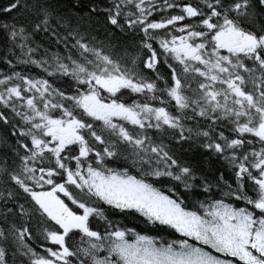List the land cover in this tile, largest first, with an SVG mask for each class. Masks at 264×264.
Masks as SVG:
<instances>
[{"label":"snow or ice","instance_id":"1","mask_svg":"<svg viewBox=\"0 0 264 264\" xmlns=\"http://www.w3.org/2000/svg\"><path fill=\"white\" fill-rule=\"evenodd\" d=\"M168 10L179 14L160 15ZM0 13H15L0 22L4 61L12 65L11 55L48 77L0 74V105L11 108L0 111V124L10 128L0 145L19 161L9 167L6 152L0 176L20 190L0 192L5 204H13L3 208L8 227L0 228V264H8L10 238L30 264H74L70 257L75 264H264V0H198L195 6L187 0H114L108 7L98 0H8ZM101 15L111 31L97 41L81 27L94 16L99 24ZM74 17L81 23L74 25ZM134 29L143 33L139 44L122 43L120 33ZM41 34L63 44L64 53L45 48L36 58L43 45L33 38ZM61 78L66 90L54 87ZM125 93L145 102L125 103ZM172 140L181 152L185 143L198 146L203 159H184ZM121 157L137 174L108 166ZM213 160L220 167L212 168ZM151 178H166L171 186L162 190ZM21 193L28 207L19 202ZM193 194L205 199L190 209L182 197ZM101 201L182 238L165 242L114 226L94 206ZM17 212L29 223H12ZM94 216L107 221L103 233L90 227ZM74 230L79 245L69 243ZM101 250L107 254L99 256Z\"/></svg>","mask_w":264,"mask_h":264},{"label":"trees","instance_id":"2","mask_svg":"<svg viewBox=\"0 0 264 264\" xmlns=\"http://www.w3.org/2000/svg\"><path fill=\"white\" fill-rule=\"evenodd\" d=\"M98 2L101 3V5L103 7H108L110 4H112L114 2V0H98ZM154 2L159 3V2H161V0H154ZM187 2H191L194 6L198 4V0H187ZM7 3H8V0H0V8H3L4 6H6ZM88 3H89V0H81L82 5H87ZM124 10L125 11H134V7L125 8ZM74 11H79V10H74ZM170 14H179V10H168L167 12H161L160 13V15H170ZM14 15H15V13H12L10 16L5 17L2 13H0V22H8V20H10L11 17ZM160 15L153 13L154 18H156V19H159ZM99 21H100V23L98 24L97 23V17L94 16L91 21L82 22L81 31L87 30L89 35L94 36L97 41L105 40L107 33L110 32L111 29H105V27L102 23V21H103L102 15L99 17ZM185 22L186 23H195L196 21L194 19H187ZM76 23H81V22L78 20L77 17H74L73 18V24L75 25ZM156 31L159 35H164V30H156ZM61 33L63 34V29H61ZM176 34H179V33H176ZM142 36H143V33L138 32L135 29L132 30L131 32L120 33L122 43H132L133 40H135V43L138 45L139 40H140V38H142ZM33 39L35 40L36 43L43 45V47L38 50V52L36 54V58H39L41 55L44 54L45 48H49L51 52H60L61 54L64 53V45L63 44L56 45V44H54V42L52 40H50L49 38H47L43 34L38 35V36L34 37ZM151 42L153 43L154 48L159 49V45L155 41H151ZM29 46L34 47L35 44L29 43ZM128 50H129V52H133L132 48H129ZM136 50L140 51L138 48ZM5 51H6V49H5V44H4V37H3L2 33H0V74L10 75L12 71H18V72H22L24 74H27V75L33 76V77L44 76V73L41 71V69L37 68L35 65H31V64L25 65V64L17 63L15 58L12 57L11 55H9L8 58L13 59V64L8 65L3 59V54ZM15 51L17 53H19L18 48L15 49ZM144 54L145 53L143 51H140L141 56H144ZM159 70H160L162 75H165L166 78L168 77V69L165 65L161 64L159 67ZM177 70L179 71V68ZM149 75H151V73H149ZM44 78H48V77L44 76ZM158 84L161 87L163 86L162 82H158ZM67 86L68 85H67V79L66 78H61L54 83V87L61 88L62 90H66ZM195 86H196L195 82H193L190 85V88H194ZM4 87H5L4 85H0V91H2ZM217 87H219V85H217ZM247 88L251 89V83L250 82L247 85ZM29 94H31V93H29ZM187 94L191 95V92L189 91ZM105 95H107V94H105ZM162 99H163V97H162ZM134 100L137 102H140V103L145 102V98L142 96H138L136 94H128V93L124 94L123 101L125 103H132ZM53 102H56L55 98H53ZM154 103H158V102H154ZM5 110L8 113H11V108L5 109L3 105H0V111H5ZM169 110L173 111V112L175 111V102L174 101L169 102ZM9 118L12 119L13 122L16 123L17 125L20 124V118L15 117L14 114H12ZM88 122H92V121L89 119ZM97 123H99V122H97ZM187 123L194 125L196 123V121H190ZM127 126L129 128L132 127L131 125H127ZM9 132H10V128H6L3 124H0V138L7 136L9 134ZM154 133H155V130H151L148 133V135L154 136ZM225 134L228 135V132H226ZM154 138H155V136H154ZM9 139L12 140L13 138L11 136H9ZM13 143H14V140H13ZM164 143L169 144L170 138H165ZM190 143L191 142L183 144V146H182L183 151L182 152L180 151V146L175 145L174 140L171 141V146H174L175 149L177 150V153L179 155H183V158L186 160H191V159H193V157H195L197 160H202L203 157L200 155L201 150H199L198 146H196V145H192L190 147L189 146ZM257 147H258V145H257ZM6 152L8 155V160H7L8 166L9 167H17L19 164V161L16 160L14 163V157L12 156V154L10 152H8L7 149H5L3 145H0V157H2ZM3 163H4V161L2 159H0V164H3ZM108 166L109 167H128L132 174H137V169H136V167H134L132 165L131 160L125 161L123 159V157H121L119 161L114 162L112 164H109ZM207 166L208 165L205 164V167H207ZM211 167L212 168H218V167H220V163H217L213 160V162H211ZM225 172H226L225 178L227 179L228 176L231 175V169L226 168ZM152 180L156 181V183H155L156 187L161 188L162 190H166V187H165L167 185L166 178L165 179L151 178L150 182ZM3 181H4V177L0 176V192H6L8 190L9 186H11V188L14 192L20 191L14 184H11V182H9V184H5ZM167 186L170 187L171 185H167ZM179 191L183 192L184 190L181 188V189H179ZM61 197L64 198L62 196V194H61ZM182 198L185 199V203L187 204V206L190 209H192L193 204L196 201L205 199L204 196H197L195 194L188 195V196H185ZM213 198H219V194H217V196L213 197ZM19 202L25 203V207H28V204L25 202L22 193H21V197H20ZM65 202L74 211L76 210V206L72 205L71 202L68 201L66 198H65ZM228 202H232V201L229 200ZM5 206L12 208L13 204L11 202H8L7 204H5L4 197H0V228L7 229L8 225L4 223V220L2 218L3 217V208ZM94 206L99 207L103 211L104 216L107 217V220L112 221L114 226L116 224H118L121 227L134 228L136 231L140 232L141 234L161 237L163 239V241H165V242H167L169 240H175V239L182 238L181 234L176 233L173 229H167L166 231H162L161 228H158L157 226L144 224L142 222L143 218L140 217L138 214L135 217L121 214L119 212V210L111 209L109 206L105 205L102 201L95 203ZM197 207H198V205H197ZM89 219L91 221L90 227H92L94 230H98L101 233H103L105 230H107V221L105 219H102L100 217H95V216L90 217ZM9 220L12 223H15L18 227L23 226L25 223H29V218H27V217L21 218V216L18 212H17L16 216H10ZM30 226L32 227V229L34 231L35 227H36L34 220H32L30 222ZM74 232L76 234H75V236H73L71 238L69 243L79 245L80 239H81L80 234L77 230H74ZM25 242L27 244H29L37 253H39L41 255L45 254L44 249L40 247L39 242L35 238H33L32 240H28L27 236H26ZM189 242L194 243V241H192V240H190ZM45 246L46 247H55L54 245L51 244V242H48ZM69 259L73 260V262L75 264V260H76L75 257H70ZM7 260H8V264H30L29 257L23 255V249L19 247L18 242H15L14 238H10V240H9Z\"/></svg>","mask_w":264,"mask_h":264},{"label":"rangeland","instance_id":"3","mask_svg":"<svg viewBox=\"0 0 264 264\" xmlns=\"http://www.w3.org/2000/svg\"><path fill=\"white\" fill-rule=\"evenodd\" d=\"M107 253L104 251V250H101L99 253H98V255L99 256H104V255H106Z\"/></svg>","mask_w":264,"mask_h":264}]
</instances>
